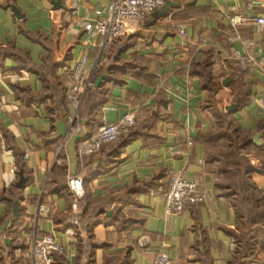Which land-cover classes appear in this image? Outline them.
<instances>
[{
	"label": "crops",
	"instance_id": "1",
	"mask_svg": "<svg viewBox=\"0 0 264 264\" xmlns=\"http://www.w3.org/2000/svg\"><path fill=\"white\" fill-rule=\"evenodd\" d=\"M55 1L0 0V124L7 142L0 151V264H34L26 252L46 234L64 245L61 264H152L161 251L178 264H229L235 212L216 191V166L205 163L199 134L215 127L209 98H221L254 142L264 131V28L250 23L234 31L229 21L232 14H264V0H166L109 47L81 22L103 17L111 0H62L58 8ZM235 33L240 38L232 39ZM85 54L92 85L75 109L71 68ZM124 61L135 65L125 69ZM204 61L209 87L195 67ZM129 111L139 135L79 158L83 139ZM72 116L76 135L68 134ZM259 141L250 157L255 167L264 161V134ZM171 171L196 180L208 198L168 213ZM73 174L84 177L85 198L77 233L68 236ZM258 180L264 189V174ZM244 262L264 264V252Z\"/></svg>",
	"mask_w": 264,
	"mask_h": 264
},
{
	"label": "built area",
	"instance_id": "2",
	"mask_svg": "<svg viewBox=\"0 0 264 264\" xmlns=\"http://www.w3.org/2000/svg\"><path fill=\"white\" fill-rule=\"evenodd\" d=\"M166 0H111L105 9V15L92 21L85 19L81 23L85 30L92 36L100 35L103 37L105 47H109L115 38L125 36L131 30L143 21L146 16L165 4ZM230 24L234 31L246 24H253L257 28H264V14L255 16L247 14H232L229 16ZM177 31L180 35L186 36V25L178 23ZM240 38L235 33L232 39ZM246 46H250V40H244ZM238 53L230 55L231 58L237 57ZM88 55L85 54L72 68V86L68 94L70 102L77 109L81 103L82 96L91 87L90 66L88 64ZM3 110V103L0 100V112ZM75 116L71 117V125L68 130L69 135H76L80 128L73 124ZM137 123L136 115L129 111L122 115L117 121L105 123L100 126L97 133L83 139L78 145L77 154L81 160H89L91 157L100 154L103 148L118 141L123 135L127 134ZM189 145L193 140L188 141ZM7 148L4 130L0 124V151ZM253 165H256L254 158L250 159ZM11 173H16V168L10 169ZM67 185L73 202L70 211L74 216L72 225L65 230L68 236H74L77 233L79 225V201L85 194V180L81 174L69 175ZM208 198L206 190L202 189L199 183L194 179H189L183 172H170L169 183L164 195L165 207L168 213L172 215L181 214L187 206L198 205ZM39 210L48 212L49 207L45 204L39 205ZM22 252V248L17 249ZM65 253L64 245L53 234H46L41 237H34L31 241V247L26 255L37 264H61L58 257ZM152 264H178L168 252H158Z\"/></svg>",
	"mask_w": 264,
	"mask_h": 264
},
{
	"label": "trees",
	"instance_id": "3",
	"mask_svg": "<svg viewBox=\"0 0 264 264\" xmlns=\"http://www.w3.org/2000/svg\"><path fill=\"white\" fill-rule=\"evenodd\" d=\"M123 37L114 40L118 41ZM134 65V61H124L125 69L132 68ZM208 66L205 61L195 65L201 70L199 72L202 75L205 74L206 83H208L206 87L210 86ZM111 71L114 70L111 69ZM113 74L109 76L110 80L114 77ZM208 104H212L215 127L207 132H201L199 141L206 147L205 163L216 166L217 193L230 201L235 212V222L227 229L235 243L229 264H245V258L257 252H264V189L258 180V177L264 174V161L260 167L253 166L250 157L252 153H257L258 145L252 139L251 134L240 127L233 112L224 110L221 98L215 100L209 98L206 106ZM97 131L90 136L96 134ZM139 134L136 123L127 134L104 148L122 140L125 143ZM21 169H23L22 166ZM168 183L169 181L167 186ZM84 198L85 194L79 201L80 207Z\"/></svg>",
	"mask_w": 264,
	"mask_h": 264
},
{
	"label": "water",
	"instance_id": "4",
	"mask_svg": "<svg viewBox=\"0 0 264 264\" xmlns=\"http://www.w3.org/2000/svg\"><path fill=\"white\" fill-rule=\"evenodd\" d=\"M55 7H62L63 6V4H62V0H56L55 2ZM227 83V82H226ZM236 107V105H233V106H230V108H228L229 110H232L233 108H235ZM263 134H264V131H260L259 133H257L256 134V136H255V142L256 143H260V138L263 136ZM26 177H24V175L23 174H21V178H20V180H19V182H18V186L19 187H23L24 186V184H25V182H26ZM19 208H20V206H19V200H17L16 202H15V204H14V215L15 216H18V214H19ZM9 223V222H8Z\"/></svg>",
	"mask_w": 264,
	"mask_h": 264
}]
</instances>
